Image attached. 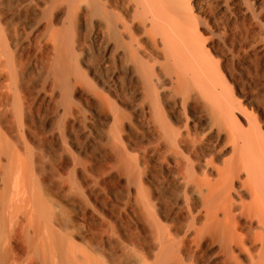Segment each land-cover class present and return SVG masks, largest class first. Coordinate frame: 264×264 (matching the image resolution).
Segmentation results:
<instances>
[{"label": "bare ground", "instance_id": "6f19581e", "mask_svg": "<svg viewBox=\"0 0 264 264\" xmlns=\"http://www.w3.org/2000/svg\"><path fill=\"white\" fill-rule=\"evenodd\" d=\"M242 1L0 0V264H264Z\"/></svg>", "mask_w": 264, "mask_h": 264}, {"label": "rangeland", "instance_id": "374dc122", "mask_svg": "<svg viewBox=\"0 0 264 264\" xmlns=\"http://www.w3.org/2000/svg\"><path fill=\"white\" fill-rule=\"evenodd\" d=\"M244 1H245V2H244ZM244 1H242V2H244V4H245V3L247 2V0H244ZM263 68H264V67L261 66V69H263ZM260 75H261V74H259V75L256 77V78L258 79V82H259V83H260V82H263V81H262L263 79L260 78ZM251 80H253L252 77H251ZM243 86H244V85H243Z\"/></svg>", "mask_w": 264, "mask_h": 264}]
</instances>
